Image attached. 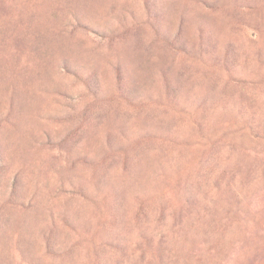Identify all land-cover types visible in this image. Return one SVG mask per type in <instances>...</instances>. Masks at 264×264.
<instances>
[{
    "label": "rangeland",
    "instance_id": "rangeland-1",
    "mask_svg": "<svg viewBox=\"0 0 264 264\" xmlns=\"http://www.w3.org/2000/svg\"><path fill=\"white\" fill-rule=\"evenodd\" d=\"M0 264H264V0H0Z\"/></svg>",
    "mask_w": 264,
    "mask_h": 264
}]
</instances>
